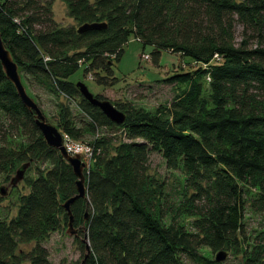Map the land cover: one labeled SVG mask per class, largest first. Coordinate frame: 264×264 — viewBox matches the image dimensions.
I'll use <instances>...</instances> for the list:
<instances>
[{
	"label": "trees",
	"instance_id": "trees-1",
	"mask_svg": "<svg viewBox=\"0 0 264 264\" xmlns=\"http://www.w3.org/2000/svg\"><path fill=\"white\" fill-rule=\"evenodd\" d=\"M53 1L0 0V35L23 86L64 99L53 118L64 142L91 150L86 194L70 205L89 245L85 264H220L201 250L224 248L239 264H264V230L252 235L245 221L247 210L264 213V0H61L78 26L106 24L81 33L56 23ZM130 34L151 46L155 65L167 51L208 67L162 78L179 92L154 111L112 102L125 113L115 124L69 76L82 66L98 84H113L111 64ZM104 128L121 129L123 140L110 147ZM151 152L184 174L175 208L164 181L147 174ZM30 161L48 166L23 176L28 193L16 195L13 217H0V264H51L38 241L61 214L67 224L62 204L77 193L70 165L44 141L0 65V179ZM31 241L28 252L18 249Z\"/></svg>",
	"mask_w": 264,
	"mask_h": 264
},
{
	"label": "rangeland",
	"instance_id": "rangeland-1",
	"mask_svg": "<svg viewBox=\"0 0 264 264\" xmlns=\"http://www.w3.org/2000/svg\"><path fill=\"white\" fill-rule=\"evenodd\" d=\"M51 8L53 18L59 26L78 27V23L68 16L66 5L61 0H54ZM241 37L242 28L240 24L237 23L234 29V41L239 42ZM262 43L264 45V34ZM150 51L151 46L146 45L143 47V44L130 34L126 44L123 46L119 59H113L111 64L113 74L117 79L113 84L108 86L98 84L93 80V77L84 75L82 66H79L77 70L69 76V80L74 83H84L93 95H102L104 97L102 99H108L111 103L131 105L136 108L140 107L145 110L154 111L161 105L168 104L172 97L179 92L178 85L161 81L162 78L179 71H194L199 67L201 69H206L208 67L204 64L195 63L187 57H182L180 54L167 51L161 52L158 64L155 65L151 62L150 57L148 59L142 57V54L148 55ZM211 63H214V61ZM206 78L207 76L205 77L207 81ZM25 89L27 94L34 99L45 116L46 121L54 125L53 118L57 111L55 104L64 99L62 97H56L36 83H31L30 86L25 85ZM72 112L75 115V119H78L73 109ZM103 134L111 137L112 144H109V146L112 148L118 143L119 139L123 140L121 129L104 128ZM85 140L88 141V138L86 137ZM64 144L70 154L78 153L80 155L81 160L85 163V168L83 170L85 175V172L92 167L90 166L89 160L91 150L85 146V142L81 141L71 140L64 142ZM109 153H113V150L111 149ZM20 165L19 163L15 164L10 178L14 176L16 169L19 168ZM36 165L40 167L48 166L46 163L41 164L39 162L30 161L29 168L25 170L24 176L33 175V170ZM147 167V174L149 176L159 182L164 181L166 204L175 208L178 201L181 199L182 191L185 190L183 187L184 174L178 169H167L164 160L161 158L160 154L156 152H151L149 154ZM10 178L8 180L0 179V186L7 187ZM12 187L8 186L6 195L0 200L1 218L8 219L13 217L17 210V203H15L16 195L26 194L29 191L23 178L17 182L15 188ZM188 193H190V190ZM62 215L63 214L58 216V227L50 231L46 236L40 239L38 243L47 250L51 264H80L82 255L85 251L84 244L87 243L85 236L82 234L84 231L79 229L77 236H69L66 234L67 226L62 220ZM184 218L185 221L189 220L188 217ZM245 221L246 229L252 235L254 231L264 230V213H253L247 210ZM83 239H85V242L82 241ZM34 245L35 241L19 243L18 249L23 252H28ZM224 250L227 252V256L224 260L219 262L220 264H239V256L230 253L226 248H224ZM201 252L212 259L216 254V252L210 253L207 249H202ZM21 264H28V261L23 260Z\"/></svg>",
	"mask_w": 264,
	"mask_h": 264
},
{
	"label": "water",
	"instance_id": "water-1",
	"mask_svg": "<svg viewBox=\"0 0 264 264\" xmlns=\"http://www.w3.org/2000/svg\"><path fill=\"white\" fill-rule=\"evenodd\" d=\"M106 24L104 22H92V23H83L76 28L78 33L84 32L86 30L91 29H104ZM0 65L2 70L6 76V78L13 84L17 95L19 96L23 105L33 112L34 115V122L38 127L40 133L44 141L47 145L55 148L62 158L67 161L70 165L73 175L75 176V187L77 193L72 197H69L64 201L63 208L67 214V229L66 234L69 236H77L78 228L73 227V216L70 210V205L73 201L78 197H84L86 194V188L84 185V175L83 170L85 168V163L81 160L80 155L78 153L70 154L67 150L64 139L61 132L58 128L51 124L50 122L46 121L45 116L35 103L34 99L29 96L25 90L21 82L20 75L18 73L17 64L13 61L9 51L5 48L3 41L0 35ZM76 88L78 89L80 95L93 107H97L102 114L109 119L111 122L115 124H122L125 120V113L115 107L108 99H99L94 96L88 89V87L82 83L77 82L75 83ZM28 162L21 165L19 168L16 169L15 174L12 178H10V182L8 186H14L17 184L18 181L22 180L24 176V172L28 167ZM7 187L0 186V195L4 196L7 193ZM84 227H82L83 229ZM82 241L85 242V239ZM84 254L80 261V264H85L86 259L89 255L90 249L89 245L85 243L84 246ZM227 256V252L225 250H218L215 254V261L220 262L224 260Z\"/></svg>",
	"mask_w": 264,
	"mask_h": 264
},
{
	"label": "built area",
	"instance_id": "built-area-1",
	"mask_svg": "<svg viewBox=\"0 0 264 264\" xmlns=\"http://www.w3.org/2000/svg\"><path fill=\"white\" fill-rule=\"evenodd\" d=\"M142 57H143L144 59H148V58H149V54H148V55H147V54H142ZM206 69H207V68H206ZM88 76H89V77H92L91 73H89ZM206 79H207V81L209 80L208 76H207ZM90 154H91V153H90ZM90 156H91V155H90ZM89 160H90V157H89Z\"/></svg>",
	"mask_w": 264,
	"mask_h": 264
}]
</instances>
